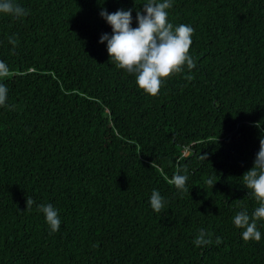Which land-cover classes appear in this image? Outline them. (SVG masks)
Masks as SVG:
<instances>
[{
    "label": "trees",
    "instance_id": "trees-1",
    "mask_svg": "<svg viewBox=\"0 0 264 264\" xmlns=\"http://www.w3.org/2000/svg\"><path fill=\"white\" fill-rule=\"evenodd\" d=\"M14 2L28 15L0 14V264H264V221L259 242L232 223L257 206L240 177L264 132V0H173L196 67L155 96L98 43L102 8L134 9L135 27L144 0ZM178 170L189 193L169 183ZM48 203L53 234L36 209ZM200 229L209 243L196 247Z\"/></svg>",
    "mask_w": 264,
    "mask_h": 264
},
{
    "label": "clouds",
    "instance_id": "clouds-1",
    "mask_svg": "<svg viewBox=\"0 0 264 264\" xmlns=\"http://www.w3.org/2000/svg\"><path fill=\"white\" fill-rule=\"evenodd\" d=\"M173 0H144L142 9L135 11V27H133L134 9L118 8L114 12L106 9L99 11L100 18L110 27L111 33L100 35L98 43L104 44L109 62L117 69H122L135 77L137 87L145 94H158L165 78L170 75L188 72L196 67V60L189 55L194 29L187 24L174 25L168 20V10ZM0 14L16 19L26 17L28 11L14 0H0ZM9 43L16 41L9 38ZM7 75V65L0 61V80ZM191 80V75L185 76ZM8 87L0 82V107H5L8 99ZM258 126V125H257ZM205 159V157H204ZM248 191V196L256 201L257 206L251 213L246 207L232 217L235 228L240 230L244 241L259 242L262 233L257 227L258 221H264V132L259 140V150L255 154L252 166L240 177ZM188 175L186 170H178L169 183L179 192L188 191L186 186ZM216 181L209 178L207 183L212 187ZM35 201L26 198L25 209L31 210ZM166 201L157 189L151 191L149 206L155 213H160ZM36 209L43 214L49 233L60 231L61 218L59 211L51 203L36 204ZM207 233L200 229L193 245L202 247L209 243Z\"/></svg>",
    "mask_w": 264,
    "mask_h": 264
}]
</instances>
